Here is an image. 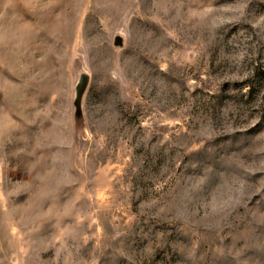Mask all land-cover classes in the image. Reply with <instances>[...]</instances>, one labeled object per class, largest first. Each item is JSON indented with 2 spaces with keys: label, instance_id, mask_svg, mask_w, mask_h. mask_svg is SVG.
Masks as SVG:
<instances>
[{
  "label": "rangeland",
  "instance_id": "obj_1",
  "mask_svg": "<svg viewBox=\"0 0 264 264\" xmlns=\"http://www.w3.org/2000/svg\"><path fill=\"white\" fill-rule=\"evenodd\" d=\"M0 264H264V0H0Z\"/></svg>",
  "mask_w": 264,
  "mask_h": 264
}]
</instances>
